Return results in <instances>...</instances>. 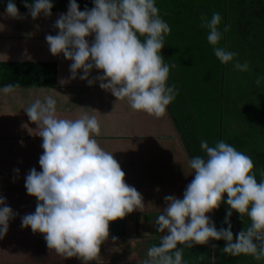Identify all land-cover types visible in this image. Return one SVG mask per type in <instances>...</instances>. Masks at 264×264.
Instances as JSON below:
<instances>
[{
  "label": "clouds",
  "instance_id": "1",
  "mask_svg": "<svg viewBox=\"0 0 264 264\" xmlns=\"http://www.w3.org/2000/svg\"><path fill=\"white\" fill-rule=\"evenodd\" d=\"M92 2L94 7L81 11L77 0H70L67 13L55 21L58 33L46 36L50 52L63 53L72 61V80L82 70L81 80L89 86L99 82L100 88L110 91L117 100L126 99L133 111L163 116L177 93L167 85L170 66L161 55L171 29L159 15L156 0ZM53 6L52 0L24 2L33 20L41 14L51 16ZM5 13L20 18L15 0H7ZM200 19L216 58L224 64L234 61L237 53L218 46L222 39L218 28L221 15L214 12L210 19ZM93 34L90 43L86 38ZM234 67L249 70L247 61L235 62ZM93 69L101 74L89 79ZM66 82L60 81L61 85ZM255 84H264V75L258 76ZM19 87L18 83L0 87V96L12 95ZM23 109L37 127H22L42 138L43 153L39 158L42 171L33 167L25 178L27 193L37 198V205L34 213L22 217V227L43 234L49 249L87 264L108 240L110 222L140 211L145 206L144 198L126 183L125 172L113 153L98 143L101 125L97 115L82 112L76 118H63L52 95L37 96ZM200 147L205 155L189 159L194 178L183 198L164 197L166 207L155 227L166 234L160 236L159 245L148 249L143 264H184V247L178 245L192 247L210 240L225 241L223 252L229 255L243 253L264 260V172L258 181L251 157L223 140L214 146L201 141ZM225 193L229 206L224 220L227 228L218 230L208 214L225 202ZM233 210L250 220L235 239L230 222ZM16 215L6 198L0 196V239Z\"/></svg>",
  "mask_w": 264,
  "mask_h": 264
},
{
  "label": "crops",
  "instance_id": "2",
  "mask_svg": "<svg viewBox=\"0 0 264 264\" xmlns=\"http://www.w3.org/2000/svg\"><path fill=\"white\" fill-rule=\"evenodd\" d=\"M24 2L15 0L21 14L15 19L5 16L7 0H0V87L17 84L9 78L7 70L8 63L17 61L29 62L32 72L26 73V76L42 82L53 75L41 73L35 65L55 64L59 83L61 80L68 82L42 87L18 83L20 87L14 94L0 96V196L6 198L7 205L17 213L9 221L10 234L6 237L10 241L6 239L7 250L0 252V264H85L78 257L65 258L63 254L49 249L43 234L33 233L30 227H22V217L34 213L37 205V198L27 193L25 178L33 167L42 171L39 158L43 153L42 138L28 131V128L35 130L37 125L29 120L23 108L37 96L42 98L45 95L56 99L58 115L63 118H76L82 112L97 115L101 125V133L96 136L98 143L113 153L125 172L126 183L134 186L144 198L145 206L140 211L135 210L122 219L110 222L108 240L101 244L99 254L87 264H143L148 249L159 245L160 236L166 234L159 233L155 227L158 215L166 207L164 197L175 195L183 198L187 185L194 178L188 161L200 156L199 152L193 151V144L181 134L169 105L163 116L155 117L133 111L126 99L117 100L110 91L101 89L99 82L89 86L87 81L79 78L83 75L82 70L76 79L70 78L72 61L66 59L63 53L53 55L46 41L47 35L58 33L55 21L60 14L67 13L70 0H52V15L46 17L41 14L35 20L28 14ZM31 2L28 0V3ZM77 3L81 11L85 7H94L92 0H77ZM14 30L23 38L15 37L16 33L10 34ZM86 39L91 43L94 34ZM164 47L166 56H170L171 73L180 85L175 90L177 93L182 91L178 99L186 98L183 109L189 108L188 105L193 109L192 94L187 91L194 90V87L190 85L187 89L185 80L177 78L179 64L171 56L166 42ZM100 74L93 69L89 79ZM24 124L28 128L22 127ZM208 215L212 220L213 212ZM221 223L225 224L224 221ZM113 236L118 239L113 241ZM215 241L193 244L192 247L178 245L184 247V264H214ZM0 246L4 249L2 239ZM224 254V261L230 262V255Z\"/></svg>",
  "mask_w": 264,
  "mask_h": 264
},
{
  "label": "trees",
  "instance_id": "3",
  "mask_svg": "<svg viewBox=\"0 0 264 264\" xmlns=\"http://www.w3.org/2000/svg\"><path fill=\"white\" fill-rule=\"evenodd\" d=\"M215 1V6L211 3L207 8L202 5L203 11L201 13L204 16L208 13L207 10L211 9L213 13L218 12L221 15L222 20L218 25L222 33V39L219 42L220 47L232 52H235L236 49L237 56L234 61L228 64L221 63L218 58L213 64H209L207 57L210 55L209 51L212 54L214 52L205 46L203 39H200L199 43H196L193 47L189 64H201L203 76L200 78L202 81L209 82V84H207V87L201 85L199 89L201 92H208L210 101H207V104L210 102L209 109L216 104L218 105L219 112L216 117H218L220 123L221 136L224 137V134H226V143L251 157L254 163L253 172L259 181L262 178L261 172H264V84L257 87L255 80L258 76L264 75V0ZM225 28L228 30L225 31ZM13 33H16L15 37L23 38L22 35L19 36L18 31L10 32V34ZM180 47L183 48V46ZM240 48H242V51H239ZM177 56L181 57L180 59L183 57L186 61L183 53L178 51ZM245 61L249 64L248 71H239L234 67L235 62L244 63ZM28 65L29 62L8 63L9 78L22 85L35 87L58 86L60 84V77L57 74L55 64L35 65L41 73L53 75L44 82L26 76V73L32 72V67H28ZM207 68L210 73L211 71H213V74L216 73L215 78L211 79V74L210 76L204 75ZM170 72L173 71L170 69ZM225 195L227 194L225 193L224 197ZM228 210L219 208L213 210L212 221L215 222L218 230L221 227L227 228V224L223 225L221 221L225 220ZM230 222L234 239L236 234L250 224L247 216L241 218L240 214L234 210ZM220 223L222 226H220ZM7 234L10 233L7 232ZM7 234L2 239L4 249L0 246V252L7 250L5 245L8 238L6 237ZM8 240L10 241V238ZM225 244L226 242L223 240L217 241L218 264H264V260L257 261L253 256L243 253L236 256L230 255V262L226 263L224 261L226 254L223 253Z\"/></svg>",
  "mask_w": 264,
  "mask_h": 264
},
{
  "label": "rangeland",
  "instance_id": "4",
  "mask_svg": "<svg viewBox=\"0 0 264 264\" xmlns=\"http://www.w3.org/2000/svg\"><path fill=\"white\" fill-rule=\"evenodd\" d=\"M210 3L212 5L214 4L215 6L216 1L156 0V6L159 9V15L165 22L169 24L171 29L170 33L165 36L164 42L167 43L168 50L171 53V56L175 60H177L178 64L180 63L178 66L177 78H180L181 75L182 79L185 80V86L187 89H189L190 85L194 87V90L187 91L189 94H192V96H190V100L194 112L191 108V105H188L189 108L186 107L183 109L182 104H184V102L186 104L187 101L186 98L183 99L184 101L182 99H178V97L182 94V91H179V93L176 92L177 95L174 101L169 104L171 116L175 120L177 127L180 129L183 137H185L190 144H193L191 145L193 151L199 152L198 155L200 156L205 155L204 151L200 147L201 141H206L209 146H214L221 140L226 142V134H224V137L221 136L219 127L220 123L218 121V117H216V114L219 112L218 105L216 104L211 109H209L210 102L209 104H207V101H210L209 94L208 92H201V90L199 89L201 85L203 87H207V84H209V82L202 81V79L200 78L201 76H203L202 66L201 64L197 63H195L194 65L189 64V61L192 58L191 53L193 51V47L196 45V43H199L198 41L200 39H203L205 42V46L213 51V46L210 45L207 41V30L200 27V18L203 14L201 13L203 11L202 5H205V7L207 8ZM207 12L208 13L204 16L210 19L213 11L210 9L207 10ZM140 39L143 40L144 37H140ZM180 46H183V48H181ZM218 46L220 47V44H218ZM165 51L166 48L163 47L161 49V55L164 58V63L169 65L170 56L168 58L165 54ZM178 51L184 54V56L186 57V61H184L183 57L182 59H180L181 57L177 56ZM239 51H242V48H240ZM209 54L210 55L207 56L208 63L213 64L214 61L217 60V58L210 51ZM204 75L210 76V78L213 79L215 78L216 73L213 74V71H211L210 73L209 69L207 68V72H204ZM176 82L177 81L175 76L171 72H169L167 85L174 87V89H177V87L180 85ZM206 112L207 114H205ZM191 137L193 138L192 140ZM194 139L196 141H194ZM225 197V202H222L219 207V209L221 210L229 209V206L226 204L227 195H225Z\"/></svg>",
  "mask_w": 264,
  "mask_h": 264
},
{
  "label": "water",
  "instance_id": "5",
  "mask_svg": "<svg viewBox=\"0 0 264 264\" xmlns=\"http://www.w3.org/2000/svg\"><path fill=\"white\" fill-rule=\"evenodd\" d=\"M217 262H218V251H217V243H215V246H214V264H217Z\"/></svg>",
  "mask_w": 264,
  "mask_h": 264
}]
</instances>
